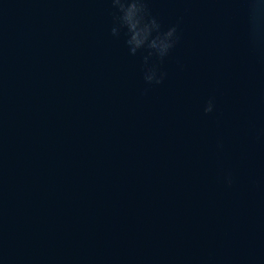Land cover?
I'll return each instance as SVG.
<instances>
[{
	"label": "water",
	"instance_id": "water-1",
	"mask_svg": "<svg viewBox=\"0 0 264 264\" xmlns=\"http://www.w3.org/2000/svg\"><path fill=\"white\" fill-rule=\"evenodd\" d=\"M147 8L0 0V264H264V0Z\"/></svg>",
	"mask_w": 264,
	"mask_h": 264
},
{
	"label": "clouds",
	"instance_id": "clouds-1",
	"mask_svg": "<svg viewBox=\"0 0 264 264\" xmlns=\"http://www.w3.org/2000/svg\"><path fill=\"white\" fill-rule=\"evenodd\" d=\"M111 3L118 12L114 18L117 26L111 29L112 35H118L120 28L126 29L128 35L126 43L131 54L135 55L144 47L150 50V56L155 55L160 60L169 54L179 39L177 27L173 26L167 31H161V25L151 16L147 8V0H111ZM163 75L158 77L157 69L153 66L145 73L144 79L149 84L153 82L159 84L163 80ZM213 109V101L209 100L204 112L211 113ZM226 182L231 185L230 176L226 177Z\"/></svg>",
	"mask_w": 264,
	"mask_h": 264
}]
</instances>
